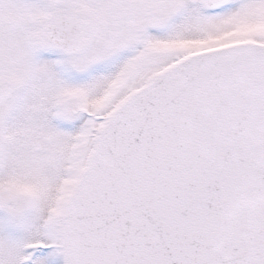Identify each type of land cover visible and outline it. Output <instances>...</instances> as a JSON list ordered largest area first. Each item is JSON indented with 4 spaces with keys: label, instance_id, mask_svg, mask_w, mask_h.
<instances>
[{
    "label": "snow or ice",
    "instance_id": "1",
    "mask_svg": "<svg viewBox=\"0 0 264 264\" xmlns=\"http://www.w3.org/2000/svg\"><path fill=\"white\" fill-rule=\"evenodd\" d=\"M0 264H264V0H0Z\"/></svg>",
    "mask_w": 264,
    "mask_h": 264
}]
</instances>
